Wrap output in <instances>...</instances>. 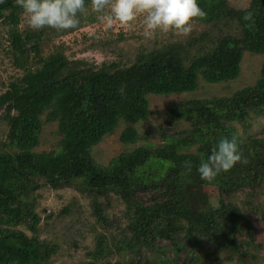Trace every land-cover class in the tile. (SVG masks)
I'll list each match as a JSON object with an SVG mask.
<instances>
[{"label": "trees", "instance_id": "obj_1", "mask_svg": "<svg viewBox=\"0 0 264 264\" xmlns=\"http://www.w3.org/2000/svg\"><path fill=\"white\" fill-rule=\"evenodd\" d=\"M197 2L205 17L196 21L211 29L222 25L225 33L207 30L185 43L142 51L129 67L104 63L94 68L71 62L60 51L44 57L43 31H21L23 10L17 0H0V22L9 27L8 54L25 72L0 95V115L8 125L7 140L0 141V264H48L56 253L38 236L41 218L33 196L43 187L74 189L91 198L103 223L100 200L112 195L122 200L128 233L121 235L115 251L101 235L93 258L115 252L137 257L132 264H166L163 256L171 251L186 253L181 264H197L206 251L220 264L235 255L244 264H258L251 251L250 218L258 207L250 201L264 196V137L245 141L234 123L246 128L251 119L264 118V0H251L244 9L228 0ZM245 53L263 57L254 85L228 97L184 101L169 109L168 116L186 127L162 133L161 144L150 141L149 131L135 129L149 120L151 95L192 94L201 81H234ZM46 123H57L64 150L33 153ZM122 124L120 141L134 147L107 165L98 163L91 148ZM233 137L243 161L211 182L201 180L196 171L200 161L220 139ZM5 149L18 150L2 153ZM239 193L247 200L237 202ZM68 212L66 207L60 215ZM144 253H155V260L145 259Z\"/></svg>", "mask_w": 264, "mask_h": 264}, {"label": "rangeland", "instance_id": "obj_2", "mask_svg": "<svg viewBox=\"0 0 264 264\" xmlns=\"http://www.w3.org/2000/svg\"><path fill=\"white\" fill-rule=\"evenodd\" d=\"M237 9L246 8L251 0H228ZM80 22L75 29L56 30L44 27L39 30L32 29L24 14L20 17V30H42L45 40L42 44V55L49 56L54 52H63L71 62H82L85 67L98 68L102 64L118 63L121 67L131 66L137 55L142 51H151L168 43H185L190 37H197L201 32L211 30L213 35L225 33L224 26L211 29L204 23L196 20L192 23V31L188 35H181L173 31H155L150 36L145 35L143 16H138L130 26L120 25L114 22L107 25L91 8V3H86V11L80 15ZM222 28V29H221ZM9 27L0 22V95L6 92L8 84L20 80L25 72L16 68L13 57L8 54ZM263 57L251 53H245L241 63V73L238 79L221 84H208L200 82L201 88L192 94H180L171 96L149 97L150 117L146 122L135 125L139 133L149 131L152 143H162V133L177 132L186 125L171 119L167 111L184 101L194 99H210L214 97H228L236 91L247 86L254 85L260 77ZM30 68H35V62L30 60ZM45 117V116H44ZM43 117V119H44ZM172 123V124H171ZM237 133L241 139L247 140L251 136L264 137V118H253L248 127H242L236 123ZM125 125L122 124L113 134L107 135L91 149L93 158L100 164L107 165L119 154L128 151L134 145L125 146L120 141V136ZM244 130L247 132L244 133ZM8 125L0 115V141L7 140ZM61 136L58 134L57 123H46L43 126L40 146L33 153H52L64 150L60 145ZM143 144L145 142H137ZM18 149H5L2 153H14ZM194 150V148L192 149ZM191 150V151H192ZM1 153V151H0ZM215 193V192H214ZM237 202L247 200L245 193H239ZM101 204L104 208V217L107 223L100 222L96 216V208L91 198L86 197L74 189L54 191L49 187H43L33 196L35 212L40 215L41 222L38 226L39 238L54 246L57 251L48 264H132L138 260L134 255L125 253L114 254L109 257L93 258L91 254L98 246L97 240L101 235L106 237L105 243L114 250L116 242L121 235L127 234L129 219L125 205L117 196L103 198ZM251 204L258 207L257 213L250 215L252 231L254 235V249L258 264H264V196L260 199H252ZM69 208V212L60 215L61 211ZM53 214L52 218L48 219ZM29 236L32 233L23 228ZM160 247L165 243H159ZM202 259L197 264H220L215 256H210L206 251L201 253ZM208 255V257H207ZM144 258L154 261L155 253H144ZM186 257L185 252L177 256L171 251L165 252L163 258L168 260L166 264H181ZM235 255L231 261L225 264H244ZM175 259V260H174ZM244 262L246 261L243 260Z\"/></svg>", "mask_w": 264, "mask_h": 264}, {"label": "clouds", "instance_id": "obj_3", "mask_svg": "<svg viewBox=\"0 0 264 264\" xmlns=\"http://www.w3.org/2000/svg\"><path fill=\"white\" fill-rule=\"evenodd\" d=\"M34 30L50 27L56 30L75 29L80 15L86 11V0H17ZM92 10L111 26L118 22L130 26L143 16L145 35L155 31H173L188 35L192 23L203 19L205 12L197 0H91ZM243 157L239 145L232 139L222 138L196 169L203 181L211 182L222 172L231 170Z\"/></svg>", "mask_w": 264, "mask_h": 264}]
</instances>
